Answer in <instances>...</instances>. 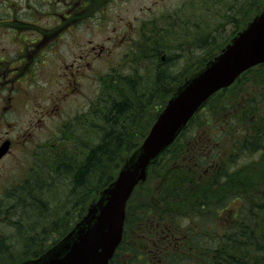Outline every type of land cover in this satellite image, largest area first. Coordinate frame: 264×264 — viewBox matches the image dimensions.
<instances>
[{"label": "flooded vegetation", "instance_id": "af4514ba", "mask_svg": "<svg viewBox=\"0 0 264 264\" xmlns=\"http://www.w3.org/2000/svg\"><path fill=\"white\" fill-rule=\"evenodd\" d=\"M126 2L0 0V201L3 203L7 195L3 192V186L6 185V160L21 162L24 153L29 157L28 163L38 166L43 155L38 154V148L42 147L37 138L39 117H46L54 111L53 103L58 99V95L45 96L33 92L32 87L37 85L38 80L48 85L80 86V81L87 78V71L95 69L94 64H104L109 69L117 68L118 59L113 54L118 46V27L111 23L108 25V22L117 17L116 9L112 12V6ZM150 23L149 19L141 20L136 39L129 41L128 52L137 53L148 48ZM88 24H91L89 29L93 27L90 33H101L104 36L103 42L95 43L87 38ZM125 40L123 38V43ZM63 43L66 45L62 48ZM47 59L50 60L49 66L45 67ZM39 68H43V72L37 75ZM56 69L62 72L57 74ZM257 71L262 74L264 68ZM257 71L248 70L239 81L241 94L244 91L249 98L241 95L237 106L238 115L242 116L238 141L229 140L226 127L222 126L224 130L220 131L219 121L212 118V131L218 130L216 137L220 140L209 134L210 137L203 141L196 137L199 130L196 128L181 143L185 147L182 160L186 165L191 162L194 170L192 195L195 202L191 221L194 248L192 253L182 248L176 252L179 264H218L217 256L205 252L202 244L212 246L217 242L245 246L248 240L264 243V78L254 80ZM70 93L71 89H68L65 95ZM44 100L47 101L46 106L42 104ZM216 103L214 100L200 111L205 113ZM236 112V107L226 106L223 117L231 114L223 122L233 119ZM49 144L50 139L43 145L46 148L47 163H51V155L54 153L48 147ZM32 168L28 167L26 178L17 179L15 187L28 182L27 177L33 174L30 171ZM34 172L33 176L37 177V170ZM249 229L258 231L254 232V238L252 235L246 236ZM21 230L23 226L17 228L16 232L19 234ZM169 236L176 239L175 242L180 243L182 240L169 233L165 237L170 239ZM9 240L10 237L5 238V245L10 246ZM38 240H46V250H49L54 246L56 238L52 235L39 239L23 238L21 241L35 243ZM132 242L138 261L154 264L161 260L158 254H154L158 252L157 245L149 240L145 239L142 244L138 239ZM38 257L37 252L19 264ZM245 257L244 252L234 258L233 264L238 260L239 264H245ZM255 257L256 264H264V254Z\"/></svg>", "mask_w": 264, "mask_h": 264}, {"label": "rangeland", "instance_id": "374dc122", "mask_svg": "<svg viewBox=\"0 0 264 264\" xmlns=\"http://www.w3.org/2000/svg\"><path fill=\"white\" fill-rule=\"evenodd\" d=\"M240 1L242 0H127L126 3H119L118 6H112L111 8L112 12L116 9L115 12L117 13V17H115L112 22H108V25L111 23V25L113 24L118 27V46L113 54V57L118 59V69H109V67L104 64H94L93 67L95 69L87 71V78L80 81V86L68 87L58 84L48 85L45 81H37V85L32 87L33 92L36 91L45 96L58 95V99H55L57 101L53 103L54 106L52 109H54V111L46 115V117H39L37 138L42 147L38 148V154L43 153L42 161L38 162V166L28 163L29 157L24 153L21 155V162L6 160L4 166V169H6L4 175L6 185L3 186L5 187L3 192L4 194L7 193V195L10 194L17 185V179L26 178V174L29 173L28 167L31 166L35 168L30 169L33 174H30L27 180L29 179L34 182V185H32L34 188L33 195L37 201L39 199L38 188L45 190L42 198V205L46 209V215L43 221H40L38 218L35 220V217L30 213L29 224H32V226H36L37 224L41 225L34 229V231H30L29 227H27V222L22 221L20 222L21 225L14 223L15 220L12 213L9 217L8 214L6 216L1 214L5 209L16 204L17 201L7 200V195L4 198V203L0 201V264H19L32 254L38 252L40 255L48 247V245H46V240H38L35 243H29L28 241L23 242L21 240L23 238L39 239L41 232L45 233L44 235L42 234L41 238H48L52 235L56 239L60 238L63 233L65 234V228L67 227L65 226L64 228L62 223H65L69 219L67 223V225H69L80 217L74 214V212L80 211L77 207L71 208L69 206V210L67 208L60 209L61 212L65 209L68 213L63 222H58V217L55 216V214H59L58 212L54 214V218L52 217V212L56 210V202H60L63 200V197H66L68 187L71 189L70 181L74 177L76 170L81 167L79 162L81 160L83 161L91 147L99 143L101 129L103 128L101 126L104 117L103 112L104 114L108 112L111 99L121 100L115 92H111L112 88L110 86L115 76L125 78L128 76L127 73L134 67L130 65L133 62H129L133 59V54L128 52L130 49L129 41L136 39L138 24L141 20L149 19L152 28L155 30V35H153L151 40L150 50H156L157 53L152 58L150 52V68L155 70L156 63H158L159 60L162 62H169L170 66L165 64V67H163L166 72L172 75L169 82L174 86L176 83L180 82L179 80L183 78V76L189 75L190 73L192 74L193 69L199 68L202 63L208 59L210 54L216 53L224 47L234 35L235 31L243 27L242 23L246 20L243 19V17L241 20H239V18L235 24L224 22L225 12L230 8H234L236 12ZM233 13V11H230L231 15ZM90 25L91 24H88L87 38H91L95 43L103 42L102 39H104V36L101 33L92 34L89 32V30L91 31V29H93V27L89 29ZM103 33L105 34L107 32L103 31ZM90 35L92 36L90 37ZM121 37L126 39L124 43ZM154 41L157 43L152 44ZM65 45L66 44L63 43L62 48ZM138 54H140V52ZM48 60L49 59H47V65L45 67L49 66ZM142 62H149V59ZM42 72L43 68H39L37 75ZM55 72L60 74L62 70L56 69ZM110 76H112L111 79ZM169 82L165 83L168 84ZM239 86H241V84H238L236 87L238 88ZM68 89H71V93L70 95H65ZM109 91L113 96H109ZM242 96L244 98H249L244 91ZM160 101L161 98L155 97L154 105L159 104ZM239 103L240 98H238V102L235 106L237 107ZM42 104L46 106L47 101H42ZM50 107L51 105L49 108ZM150 110L152 109H147L145 112L148 117L151 114ZM252 112H255V110ZM223 114L224 112L216 116L220 124L218 126L220 131L224 130L222 127L223 120L229 117L231 113L224 117L222 116ZM197 117V122L201 123L200 115ZM205 117H207V115H205ZM209 134L217 140H220L216 137V135H218L217 129L209 133L207 128H199L197 135H195L196 137L202 138L204 141L210 137ZM49 139L50 144L48 147L54 152L53 154L52 152L50 153V155L52 154L51 163L46 162V148L43 147ZM222 141H226V139ZM35 170H37V177L33 176L35 175ZM117 171H115L114 174H116ZM38 181H40L41 184H39ZM153 186L154 182H148L147 185L145 184V187L142 186L143 188L141 190L137 189L133 195L132 204L138 201L145 202V193H147V189ZM143 189H145V192ZM55 191L57 193H55ZM21 193L16 195L19 199ZM96 196H94V198ZM92 200V197H90L88 204ZM31 203V201L20 199L18 204L28 205ZM37 204L36 202V205ZM13 210L14 208L10 209V211ZM32 210L39 211V208L34 206ZM187 215H190V212ZM191 219L193 221V216L179 218V220H177V224L181 226L179 229L185 232L184 229L188 227ZM15 224L17 226H15ZM22 226L24 231L22 230V233L19 235L16 229ZM61 227L64 229L60 230ZM56 229H59L60 232H57ZM188 232L189 237L194 236L193 229L191 232ZM218 232L220 233V231ZM254 232L258 231L249 229L246 232V236L248 234L252 235L254 238ZM55 235L57 237H55ZM8 237H10L8 242L10 246L5 245V238ZM26 243L28 245H26ZM213 246L219 245L213 244ZM261 247L262 249H260ZM9 248L11 249L9 250ZM241 248L249 254H255L257 256L264 254V243L259 244L255 243V241L248 240L245 246H241ZM246 248L248 250H246ZM258 250H261V252Z\"/></svg>", "mask_w": 264, "mask_h": 264}, {"label": "trees", "instance_id": "16d2710c", "mask_svg": "<svg viewBox=\"0 0 264 264\" xmlns=\"http://www.w3.org/2000/svg\"><path fill=\"white\" fill-rule=\"evenodd\" d=\"M263 5L264 0H242L236 12L234 8H230L225 12L224 22L235 24L239 18V20H241L243 17V19H246L245 22L242 23L244 27L254 15L260 12ZM230 11L234 13L231 15ZM240 29L241 28H238L234 35ZM154 31L155 30L151 26L148 37V48L140 50V54H138L139 52L133 53V59L131 61L133 63L130 65L134 67L127 73L129 77L127 76L124 78L115 76L111 82V92H115L121 100L111 99L108 112L106 114L103 112L104 117L101 124L103 128L101 129L99 143L91 147L87 156L83 161L81 160L79 162L81 167L77 170L75 169L76 173L70 181L71 189L68 187L66 197H63L62 201L56 202V210L52 212V217L54 218V214L58 212L59 214H55V216L58 217V222H63L68 214L67 210L64 209L61 212L60 209L67 208L69 210V206L71 208H79L80 211L74 212V214L80 216L78 220L84 215L90 197H92L93 200L91 202H93L98 197L99 192L113 180L116 175L114 172L117 171L138 148L151 125L150 123L154 121L157 114L161 111L168 97L182 83L183 79L188 77V74L183 76V78L179 80L180 82L173 86L169 82L172 75L164 70V65H169V62H162L157 59L159 61L156 63L155 70L150 68V52L152 58L157 53L156 50H150L151 40L153 35H155ZM156 43V41L152 42V44ZM219 51L210 54L208 59L205 60L199 68L193 69L192 73L194 74L199 71L201 67L208 60H211ZM148 59L149 62H142ZM261 67L264 68V64L254 68V70L257 71ZM241 77L242 76H240V78ZM111 78L112 76H110V79ZM240 78H238L233 85L216 93L203 104L202 107L210 105L214 100L217 102V105H213L208 109V119L211 120L212 118H216L219 113L221 114L224 112L226 106L236 107L235 105L238 102V98L242 95L239 88L236 87L239 84ZM261 78H264V71L262 74L257 71L254 80ZM165 82L169 83L166 84ZM111 92L109 91V96H113V94H110ZM155 97L161 98L159 104L154 105ZM147 109H152L150 110L151 114L149 117L145 114ZM236 109L237 112L234 114L233 119H229L226 123L222 122V126L226 127L228 130L229 140L231 141L239 140L238 128L242 116L238 115L239 108L236 107ZM197 119L198 117L196 115L188 122L172 146L165 150L155 164L148 168L147 181L140 184L133 192L134 195L137 189L141 190L148 182H154V186L147 189V193H145L146 201H138L132 204L133 195L128 200L125 210L122 241L117 247L109 264H144L143 261H138L135 258L132 245V240L134 239L141 240L140 244L146 239L149 240L150 243L157 245L158 252L156 251L154 254H158L161 260L154 264H179V262L176 261L175 254L181 248L187 253H192V248H194V245H192L193 237H189L188 232L192 230V219L188 227L184 229L185 232L179 229L181 226L177 224L179 218L181 219L183 217L185 218V216L189 217L193 215L192 207L195 202V198L192 195L194 170L191 167V162H188V165H186L182 160L185 147L181 145L183 139L180 137L185 131H187L186 133L191 131L195 124L200 127L208 124L207 117H204L201 123H198ZM38 182L41 184L40 181ZM32 185H34V182L28 180V182L24 183L21 187H15L6 198L10 201L16 200L17 203L15 202L16 204L1 212V214L5 216L8 214V217L12 213L15 220L14 223L16 224L21 225L20 222H27V227H29L30 231H34L40 224L36 226L29 224V214L32 213L35 220L38 218L40 221H43L46 215V209L42 205V198L45 190L38 188L39 199L37 201L33 195L34 188ZM144 190L145 189H143V191ZM18 193H21L20 199H24V201L28 200L32 203L28 205H19L20 199L16 196ZM55 193L57 192L55 191ZM94 196L96 197L94 198ZM36 202L38 203L37 205ZM34 206L38 207L39 211H33L32 207ZM13 208L14 210L10 211V209ZM189 212L190 215H187ZM78 220H75V222ZM68 222L69 219L65 223H62L64 228L67 226L65 228L66 231L75 223L71 222L67 225ZM64 228L61 227L60 230ZM56 231L60 232L59 229H56ZM21 233L22 230L19 231V235ZM168 233L173 235L174 238L178 237L182 238V240L179 243L175 242L176 239H172L170 236V239H168L165 237L168 236ZM42 234L44 235L45 233L41 232L39 238L42 237ZM63 235L64 233L60 237ZM55 237L57 236L55 235ZM237 237L236 235L235 238ZM214 244L219 246L202 244L201 247L205 252H212L217 256L216 260H218V264H223L225 262L233 264L235 263L234 258H238L245 252L241 246L237 244L231 243L230 245H221L217 242ZM153 249L154 248H152V250ZM246 250L248 249L246 248ZM255 256V254L246 253L245 264H256L257 258ZM151 264H153V262ZM236 264H239V260Z\"/></svg>", "mask_w": 264, "mask_h": 264}, {"label": "water", "instance_id": "95a60500", "mask_svg": "<svg viewBox=\"0 0 264 264\" xmlns=\"http://www.w3.org/2000/svg\"><path fill=\"white\" fill-rule=\"evenodd\" d=\"M263 62L264 7L217 56L171 96L139 149L75 227L47 254L24 264H107L121 240L126 202L134 187L145 181L147 167L174 141L208 97Z\"/></svg>", "mask_w": 264, "mask_h": 264}]
</instances>
